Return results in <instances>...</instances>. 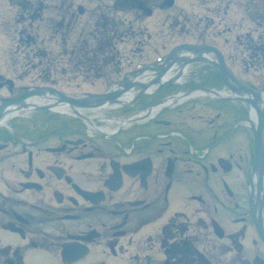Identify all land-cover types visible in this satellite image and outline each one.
Wrapping results in <instances>:
<instances>
[{
  "label": "flooded vegetation",
  "instance_id": "1",
  "mask_svg": "<svg viewBox=\"0 0 264 264\" xmlns=\"http://www.w3.org/2000/svg\"><path fill=\"white\" fill-rule=\"evenodd\" d=\"M198 86L164 89L157 99ZM18 90L0 89V102ZM153 101L139 96L90 119H39V128L36 118L0 120V264H26L65 242L87 251L90 259L75 264L128 262V253L138 264L162 228L174 238L183 219L193 235L213 239L204 251L264 264V172L255 175L246 108L232 114L231 102L187 99L150 119L144 111Z\"/></svg>",
  "mask_w": 264,
  "mask_h": 264
},
{
  "label": "rangeland",
  "instance_id": "2",
  "mask_svg": "<svg viewBox=\"0 0 264 264\" xmlns=\"http://www.w3.org/2000/svg\"><path fill=\"white\" fill-rule=\"evenodd\" d=\"M22 1V0H21ZM25 3L31 6V10L37 12V16H39V35L33 38H28V34L19 35L18 31L24 30L28 28V25H19L16 23L12 24V21L15 20V15L11 16L12 12H9L8 9H5L0 5V12H3L5 15L9 14L8 27H5V32L2 34L4 38L9 39L6 45L0 46L2 47V52L6 54L7 57V66L9 74H18L20 71L26 66V64H30L27 60L25 62V58L31 57L32 55L39 54H49L51 57H55L57 55L58 49L60 47L58 45L50 44L49 42H43L42 39H49L51 36V32H53L52 28H55L57 32H55V36L58 38V41L68 40L70 42L75 37H79L83 32L94 30L96 27L97 17L102 13H108L109 8L112 5V0H24ZM195 0H193L194 2ZM155 2V1H153ZM152 2V3H153ZM177 5L180 7L182 5L181 0H177ZM244 0H200L199 8H193V6H186L185 10L181 7L176 11L175 9L171 10V15L167 16V18L159 19L158 16L147 20L145 24L144 14L142 13H132L123 15L121 14L120 22H128L130 18L132 20L138 19V17H143L144 22L142 23V27H145V33L148 31L154 33L159 30V27L162 23L164 24L165 31L170 35V40L167 45L173 43V46L180 42L196 41V37H198L200 33V37H205L209 41L215 42L219 44L226 55H233L234 58L232 62L229 63L230 68L236 73L239 79H244L245 81L253 82L255 84L258 83V86L261 87L260 83H264V73L258 72L253 74L252 71L255 70L257 66V62L252 60V58L246 54L243 45L241 43H245L246 40L256 41L261 31H256L253 29L252 23L248 20V18L244 14L245 6ZM82 5L85 8V13L81 15L78 11V6ZM155 10L157 8L153 7ZM5 9V11H4ZM64 9V10H63ZM60 15H63L65 18H61ZM193 16L191 21H186V18H190ZM179 17V19H178ZM24 19V18H23ZM166 20L167 24L165 23ZM59 21V28L57 27ZM172 23V25H170ZM215 27H214V24ZM144 24V25H143ZM159 24V25H158ZM141 24H136L135 30L136 32L140 31ZM137 26H139L137 28ZM125 27V26H124ZM149 28V30L147 28ZM176 27L179 31L176 34H172V28ZM231 28V31H230ZM27 32L32 33V30H28ZM89 32L85 34L84 37L88 35ZM223 33V34H222ZM218 34H222V36H218ZM1 37V34H0ZM21 37V38H20ZM228 38V39H227ZM17 39H20L22 48L20 49V53L15 52L17 49ZM134 39L138 40L139 43H133V39L129 38V42L120 43L121 45V65L125 62L127 51L133 45V49L146 51L149 46V35L148 33L145 35H137ZM227 39V40H226ZM200 40V39H199ZM35 45H31V44ZM26 45V46H25ZM158 46H154L153 49H156ZM12 50L13 53L10 51ZM163 50H159L158 52H162ZM150 59L154 57L153 55H149ZM40 61V59H39ZM136 61H134L135 63ZM18 63V64H16ZM65 66H61L58 64V67L54 68L57 71H60ZM199 65H195L192 68V71L189 72L185 79L182 80V83L178 84V80L173 83H169V85L165 84L160 86L159 88L153 92H149L146 94V97L151 101L159 98V94H164V89H189V85L192 82L200 83L205 82L209 83L211 87L214 89H220L221 83L219 79L213 78L212 76L215 74L213 71H208L207 73L200 74L198 73L200 69H198ZM243 68H247L249 70H243V74L240 70ZM26 70V69H25ZM94 74V69H91ZM28 70L26 71V73ZM23 73V72H22ZM101 78L94 81V78L87 73L78 74L76 78L72 79V83L65 84V79L57 78L59 81L57 83L58 87L68 88L69 90H101L107 89L110 85V82L118 77L115 69L112 67H104L102 70ZM23 76V75H22ZM84 76V77H83ZM262 79H261V78ZM34 78L32 76L22 77L20 83H28L31 82ZM64 80V81H63ZM188 81V82H187ZM79 86V87H78ZM78 87V88H76ZM162 91V92H161ZM166 92V91H165ZM183 95V94H182ZM180 97L179 94H175L174 98ZM242 106L240 103H236L232 100L231 106L232 110H235L236 105ZM244 107V106H243ZM249 107V106H248ZM250 109V108H249ZM248 110V109H247ZM264 109L262 110L261 117H263ZM247 117H249V112L247 113ZM248 119V118H247ZM35 256H29L28 259L33 260ZM37 260H39L38 264H62L61 261L52 254H37ZM113 264H121L116 259H112ZM86 264V263H81Z\"/></svg>",
  "mask_w": 264,
  "mask_h": 264
},
{
  "label": "water",
  "instance_id": "3",
  "mask_svg": "<svg viewBox=\"0 0 264 264\" xmlns=\"http://www.w3.org/2000/svg\"><path fill=\"white\" fill-rule=\"evenodd\" d=\"M200 60V59H199ZM190 62V59H185V61H184V63H181L180 62V68L181 69H179L178 71H177V73H176V75H174L173 77H171V78H169V79H171V80H175L178 76H179V74L181 73V70H182V68L185 66V64H187V63H189ZM216 66H218V64H215ZM170 68V66L168 67V68H166V69H169ZM223 72V71H222ZM222 72H220V74L222 75V77L225 79V81H226V84L231 88V89H237V87L233 84V83H230L229 81H228V79H227V76H226V74L225 73H222ZM167 78H164L163 77V75L162 76H158V77H156V78H154L153 80H151V81H149L148 83H138V85H136V88L137 89H145V88H147V87H149L150 85H160V84H163L164 82H167ZM132 85L133 84H130V85H127L126 87H125V89H130L131 87H132ZM119 94H111L110 95V97H109V99H110V101L109 102H115L116 100H115V98L118 96ZM76 104H78V105H81V106H85L86 104L85 103H83V102H76ZM259 133H260V131L258 132V134H257V132H256V135L257 136H259ZM261 151H260V149H258V153H260Z\"/></svg>",
  "mask_w": 264,
  "mask_h": 264
},
{
  "label": "bare ground",
  "instance_id": "4",
  "mask_svg": "<svg viewBox=\"0 0 264 264\" xmlns=\"http://www.w3.org/2000/svg\"><path fill=\"white\" fill-rule=\"evenodd\" d=\"M190 67H191V66H188V67L185 69V74L189 72ZM167 75H168V74H167ZM148 90H153V89H148ZM206 94H209V92H206ZM203 95H205V94L203 93ZM263 98H264V97H263ZM30 100H31V101H35V102H37V101H41L40 98H38V97L30 98ZM173 102H174V100H171L170 103L173 104ZM57 110H63V111L71 112V110H70L69 108L65 107V106H60L59 108H57ZM78 111H79V112H85V110H82V109H79ZM91 111H94V112H95L96 109H91ZM156 111H157V108L154 109V111H153L151 117H153V116L155 115V112H156ZM12 114L14 115L15 113L13 112ZM12 114H11V115H12ZM254 117H255V116L252 115V119H253V120H255ZM5 121H7V119H6Z\"/></svg>",
  "mask_w": 264,
  "mask_h": 264
}]
</instances>
